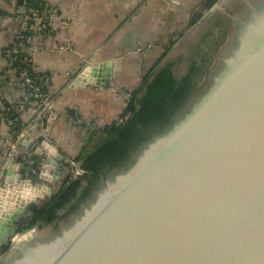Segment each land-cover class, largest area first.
Wrapping results in <instances>:
<instances>
[{
    "label": "water",
    "instance_id": "1",
    "mask_svg": "<svg viewBox=\"0 0 264 264\" xmlns=\"http://www.w3.org/2000/svg\"><path fill=\"white\" fill-rule=\"evenodd\" d=\"M228 1L217 0L174 53L173 61L183 58L178 76L207 53L204 81L170 125L101 177L57 228L22 231L53 196L49 183L67 180L65 157L48 136L55 112L34 151L3 161L0 264H264V0L249 4L217 50L220 29L205 20ZM107 64H87L71 86H93L87 78Z\"/></svg>",
    "mask_w": 264,
    "mask_h": 264
},
{
    "label": "crops",
    "instance_id": "2",
    "mask_svg": "<svg viewBox=\"0 0 264 264\" xmlns=\"http://www.w3.org/2000/svg\"><path fill=\"white\" fill-rule=\"evenodd\" d=\"M44 2L56 9L51 19L56 31L50 35L44 31L32 33L28 51L32 70L45 80L47 97L53 102L56 118L49 141L66 162L72 161L79 168L80 174L74 177L77 178L83 171L75 158L90 131L96 130L85 122L92 120L102 128L125 119L121 114L131 91L141 86L145 74L159 59L158 67L174 58L178 44L196 26L191 25V20L195 13L203 12L205 0ZM18 3L0 0V112L5 105L14 112L8 122L0 119V172L14 142L10 130L11 123L17 121L14 117L21 122L23 136L9 158H21L35 148L34 144L26 146L27 137L34 143L40 141L37 136L45 128L50 111H42L40 101L29 100L9 60L20 28ZM101 62L109 63L102 73L107 74L106 78L100 81L104 84L97 83V76L102 74L94 72L87 78V82H95L93 86H71L87 64L94 66ZM99 78L102 80V76ZM76 117L84 123H74ZM61 182L53 180L49 184L56 189Z\"/></svg>",
    "mask_w": 264,
    "mask_h": 264
},
{
    "label": "trees",
    "instance_id": "3",
    "mask_svg": "<svg viewBox=\"0 0 264 264\" xmlns=\"http://www.w3.org/2000/svg\"><path fill=\"white\" fill-rule=\"evenodd\" d=\"M216 1L205 0L203 11H207ZM18 2L21 4L22 0ZM203 13H195L191 25L196 24ZM160 60L145 74L141 86L129 94L121 114L125 119L90 131L80 154L75 158L83 174L62 181L45 204L34 208V215L22 231L33 227L38 230L48 226L57 228L60 221L75 213L89 199L101 177L114 168L123 167L143 143L170 125L202 81L207 53L201 55L199 61L190 59L191 64L182 76L174 72V66L183 61L182 57L158 67ZM39 83L42 93L48 95L45 80L41 79ZM26 95L30 101H39L31 92H26ZM12 113L13 110L7 117L10 118ZM16 118L15 129L19 131L21 122Z\"/></svg>",
    "mask_w": 264,
    "mask_h": 264
},
{
    "label": "built area",
    "instance_id": "4",
    "mask_svg": "<svg viewBox=\"0 0 264 264\" xmlns=\"http://www.w3.org/2000/svg\"><path fill=\"white\" fill-rule=\"evenodd\" d=\"M19 4V3H18ZM56 9L48 7L44 0H22V3L18 5L17 17L20 20V28L15 36L13 42V48L10 50V62L13 64L14 69L17 73L19 81L21 82L23 89L22 91L31 92L35 98L40 101V109L42 111L51 110L53 108V102L42 93L41 85L39 81L43 79L42 76L35 74L32 70L31 56L29 45L31 41L32 33L36 31H44L46 33L53 34L56 28L52 25L51 19L55 16ZM126 96L127 93H124ZM21 110V108H19ZM11 111V106L5 105L0 112V119L8 122V113ZM74 123L82 124L84 121L79 117L73 119ZM91 125L92 129H99L98 125L93 124L92 120L86 121ZM16 125L12 122L10 130L13 133V143L11 151L6 155V158L12 154L15 145L21 140V130L16 131ZM38 143H34L36 147ZM35 149V148H34ZM34 151V150H33ZM23 158V156H21ZM29 164H33L34 160H27ZM79 168L74 167V162L65 161L63 164L64 174L67 179L74 178L80 174Z\"/></svg>",
    "mask_w": 264,
    "mask_h": 264
},
{
    "label": "flooded vegetation",
    "instance_id": "5",
    "mask_svg": "<svg viewBox=\"0 0 264 264\" xmlns=\"http://www.w3.org/2000/svg\"><path fill=\"white\" fill-rule=\"evenodd\" d=\"M260 0H229L227 3L226 8L223 11L218 10L220 13V15L217 13L216 15H212L210 18H208L207 20H205L206 22H210L212 19H214L215 23L214 26L218 27L220 29V36L223 37V41L220 42L217 46V50L219 49V47H221L226 40H228V38L230 37L231 31L234 28L236 22L238 19L243 18L246 14L247 11L249 10V4H256L258 3ZM224 20V21H223ZM204 21V22H205ZM203 24V22H202ZM200 24V25H202ZM198 26V29H202V26ZM209 33V31H208ZM206 33L207 35H210ZM205 34V35H206ZM205 36H203V38H201V40L199 39V41L204 40ZM192 50L189 48V51ZM216 50V51H217ZM196 52V50H194V53ZM196 58L197 61H199L200 57H193V59ZM191 64V61L189 62V65ZM188 65V68H189ZM204 81V78L202 80V82ZM32 216L26 217V219L24 220V226L27 225L28 221L30 220ZM23 226V227H24Z\"/></svg>",
    "mask_w": 264,
    "mask_h": 264
},
{
    "label": "rangeland",
    "instance_id": "6",
    "mask_svg": "<svg viewBox=\"0 0 264 264\" xmlns=\"http://www.w3.org/2000/svg\"><path fill=\"white\" fill-rule=\"evenodd\" d=\"M203 10H204V9H203ZM203 10H202V11H203ZM203 12L205 13L206 11H203ZM204 13H203V14H204ZM170 60L173 61V58H170ZM53 191H54V189H53ZM38 231H40V230H36V231L34 232V234H35L36 232H38Z\"/></svg>",
    "mask_w": 264,
    "mask_h": 264
}]
</instances>
